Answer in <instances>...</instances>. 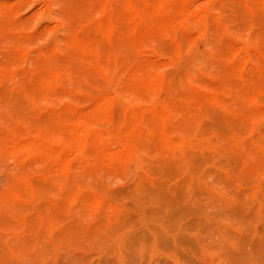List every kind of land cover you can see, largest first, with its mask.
I'll use <instances>...</instances> for the list:
<instances>
[{
  "label": "bare ground",
  "instance_id": "1",
  "mask_svg": "<svg viewBox=\"0 0 264 264\" xmlns=\"http://www.w3.org/2000/svg\"><path fill=\"white\" fill-rule=\"evenodd\" d=\"M191 4L100 0L103 18L69 40L67 57L87 59L88 84L111 83L115 95L128 94L141 104L110 98L89 113H72L65 105L5 126L2 144L25 143L27 165L43 162V156L49 160V174L31 180L19 175L8 183L10 214L43 200L16 221L29 236L43 233L57 245L87 231L143 224L147 215L163 253L178 247V256L171 253L177 261L199 256L203 248L225 256L215 236L239 253L264 246V180L254 179L257 172L264 175V128L255 126L264 117V0H209L198 9ZM44 7L46 15L45 1ZM1 14L7 20L0 26L2 39L12 33L6 28L14 13ZM247 24L254 25L248 39L240 31L232 36ZM190 28L197 30L195 37L187 34ZM12 35L17 44L6 47L0 80L17 79L12 86L0 83V98L15 108H39L41 98L64 91L65 68L54 59L47 66L43 56L34 59V71L24 68L29 35ZM163 38L170 40L162 53L169 62L192 46L187 70L123 60L122 53ZM207 61H216L218 74L207 70ZM73 73L83 74L76 66ZM108 169L134 180L113 189L85 185L86 176L100 177ZM48 189L56 192L50 200ZM87 209L97 211L90 223ZM150 247L149 238L145 249Z\"/></svg>",
  "mask_w": 264,
  "mask_h": 264
},
{
  "label": "rangeland",
  "instance_id": "2",
  "mask_svg": "<svg viewBox=\"0 0 264 264\" xmlns=\"http://www.w3.org/2000/svg\"><path fill=\"white\" fill-rule=\"evenodd\" d=\"M44 1L47 2L49 10L45 15ZM0 0V26L7 22L2 12L14 13L11 18V26L6 28L10 30L12 36H17L21 31L29 35L26 40L25 49L28 51L26 65L24 60H20L24 68L34 71V59L38 56L48 58L47 66L51 64V59L57 63L63 64L66 78L61 83L64 90L61 93H53L39 101V108H15L14 104H6L0 98V264H264V246L261 248H249L244 253L235 250H228V245L220 243L215 236L216 242L221 244L225 249V256L222 253L212 252L205 248L201 250V255L193 258L184 256L182 261H177L176 257L179 249L174 248L171 253H163L158 240H156L151 228L155 226L147 215H143V224L131 223L126 225H116L115 227L100 232L87 231L81 237H76L59 244L49 243L46 235L36 233L29 236L25 226L16 221L21 219V215L28 212H34L33 208L39 206L38 202L27 206H17L18 212L10 214L8 202V183L16 179L19 175L26 179L41 177L49 174V160L43 156V162H30L28 165L23 159L25 155V143H20L15 148H6L2 144L3 134H5L6 125L12 124L16 120H23L31 115H43L46 117L50 112H56L58 108L69 105L72 113H89L98 103H104L106 99H112L116 104L123 102H133L135 105L141 104L140 101H134L130 95H115L113 93L114 85L103 82L100 85H91L86 82L88 75L87 59L72 53L71 60L65 53L69 40L72 37H78L82 31L93 22L103 18L97 3L100 0ZM209 0H192L191 8L198 9L207 4ZM21 22L20 25L14 22ZM57 27H55V25ZM238 25V23H234ZM254 25L247 24L243 29L242 26L236 27L244 35L249 37L253 31ZM243 30V31H242ZM195 28H190L187 32L189 36L197 35ZM233 33V32H232ZM11 35H5L0 38V71L2 65L7 66L5 59L6 47L16 46L17 40ZM253 37V36H252ZM13 40V42H11ZM169 38L149 41L145 45H139L137 49L131 50L126 54L122 53L123 60L130 58V64L139 61H145L151 64L165 65L160 70H187V62L192 50V46L182 50L179 55L169 62L167 57L162 56L163 49L167 47ZM71 53V52H70ZM120 56H117V58ZM35 59V60H36ZM216 61H207L205 66L212 74H218ZM253 61L247 64V69H251ZM78 67L83 74H74L73 68ZM12 75L16 74V68L9 69ZM69 76H68V74ZM16 77L3 82L2 85L12 86L16 82ZM256 127L264 128V117L256 120ZM110 149L116 151L118 146L111 144ZM134 180L130 175H123L117 169H108L103 176L88 175L85 177V185L94 186L101 183L108 188H118L128 180ZM255 181L264 180V175L257 172L254 174ZM210 181L213 178L209 179ZM45 199L50 200L56 196V192L48 189ZM220 207V204H218ZM40 207V206H39ZM191 211L197 212V208L190 207ZM85 212L88 216L85 218L87 223L93 220L97 211L87 209ZM78 211L69 213L66 220H71L72 216L78 215ZM15 219V220H14ZM160 225L158 224L157 227ZM156 227V226H155ZM42 232V231H41ZM223 237V235L221 234ZM150 238L151 250L145 249V244ZM140 244V246H135ZM214 254V255H213ZM178 256V255H177Z\"/></svg>",
  "mask_w": 264,
  "mask_h": 264
}]
</instances>
